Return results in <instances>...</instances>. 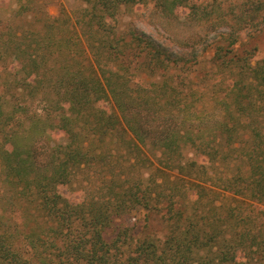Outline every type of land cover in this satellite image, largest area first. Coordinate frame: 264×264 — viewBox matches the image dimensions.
I'll return each mask as SVG.
<instances>
[{
	"label": "trees",
	"instance_id": "16d2710c",
	"mask_svg": "<svg viewBox=\"0 0 264 264\" xmlns=\"http://www.w3.org/2000/svg\"><path fill=\"white\" fill-rule=\"evenodd\" d=\"M17 1L0 16V264H264V0ZM150 3L180 50L119 30Z\"/></svg>",
	"mask_w": 264,
	"mask_h": 264
},
{
	"label": "rangeland",
	"instance_id": "374dc122",
	"mask_svg": "<svg viewBox=\"0 0 264 264\" xmlns=\"http://www.w3.org/2000/svg\"><path fill=\"white\" fill-rule=\"evenodd\" d=\"M196 4H202V6H207L208 8L220 7L221 14L230 13L231 10H235V15L238 13L239 9L242 7H238L242 1L246 0H193ZM256 1V0H255ZM17 0H0V16H9L10 13L17 7ZM251 2V0H249ZM82 5L80 0H48L47 10L51 15H58L62 8H65L69 12H74L77 8ZM231 15H233L231 13ZM261 20V18H260ZM119 21V30H128L129 28H137L141 31H144L148 35L155 38L158 42L167 45L168 47L174 50H180L182 48L179 43V37H176L167 29V23H165L164 19L161 17L159 11L154 7L153 3L147 6H136L129 7L124 10L120 14H118ZM263 23L247 25L242 28V35L248 36L253 30L262 26ZM228 26L226 23H223L218 29L214 30H226ZM183 34V32H182ZM250 39H252L253 44L257 46V51L255 55V59H259L264 57V29L259 31L257 34L253 35ZM191 47H187V51H190ZM208 65V63H207ZM192 149L189 147L186 150L187 156H192ZM63 192L68 193L72 199H77L80 192L71 194L68 192L67 188L62 189ZM257 206V205H256ZM254 204L255 210H258ZM260 210V209H259ZM261 214H264V210H260ZM138 221L137 217H132L130 222L136 223Z\"/></svg>",
	"mask_w": 264,
	"mask_h": 264
}]
</instances>
